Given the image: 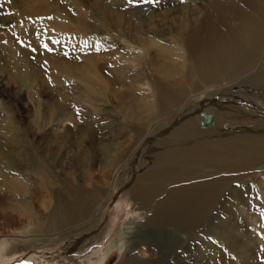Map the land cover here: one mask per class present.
<instances>
[{
  "label": "bare ground",
  "instance_id": "obj_1",
  "mask_svg": "<svg viewBox=\"0 0 264 264\" xmlns=\"http://www.w3.org/2000/svg\"><path fill=\"white\" fill-rule=\"evenodd\" d=\"M94 1L92 2L94 3ZM65 2L66 7L69 6L68 8L71 9L70 12H67L66 8L61 9L58 4L48 0H1L0 4L13 11L14 15L19 13L23 18L44 17L51 14L53 18L51 22H49V18V20L45 19L47 21L45 27L55 28L57 35H60L61 31L84 33L85 39L91 42H105L108 45L106 48L107 53H122V58L126 64L124 65V61H122L118 66V68L121 67L119 73L120 78L123 80L121 82L129 83L126 86L131 89L130 91L141 96L139 106L134 107L133 102L131 103L134 105H129L127 102L130 101L123 98L124 96L127 97V94L120 97L121 88L118 87L121 91L118 88V91L114 89L111 82L103 75V70L97 65L94 56L82 58L83 63L81 64L77 61L78 64L67 61L60 55L49 54V52V55L40 54L39 58L46 65H49L51 76L75 79L77 83L79 81L82 91L81 97L85 104V113H83L87 115L89 120L94 119L96 114L101 116H98L101 122L105 121L108 115L115 117L117 126L113 127V131H111L114 140L109 143V145L111 144L110 149L107 148L112 161H109L111 162L110 167L113 168L120 152L125 149V142L120 143L118 139L127 135L133 138L132 141L135 140L138 134L134 133L133 127H139V125H143L144 148H147V150L145 149L146 153L143 152V155H141L145 158L144 163L146 164L143 167L134 164L124 171L117 169L113 174V178L110 177L112 180L105 179L103 185H101L103 187H101L92 180L94 177H92L91 169L95 161L87 159V152L89 151L82 145L81 151L83 149V153H79L77 159L75 158L77 154H71L75 159L68 152L64 154V158L71 160V165L74 162H87L86 172L85 175L82 174L84 176L82 179H78L77 175H74L75 171L71 166L66 167V170L58 168L57 171V169L44 166L42 164L44 162L40 161L36 163V167L31 166L34 171H23L21 166H24L29 156L24 152L23 146L26 144L20 146L19 144L25 143L28 139L25 140L23 133H20L22 126L18 123L20 120L18 121L17 118L18 122L10 123L7 126V129H9L3 132L7 137L4 139L7 145L4 147L5 142H0V211L2 212L8 207L6 209H10L16 217L21 218L24 225L20 229H12L9 234L5 235L0 249L6 250L7 255L19 252V248L28 250L58 246L59 250H67L71 247L81 249L110 232L113 223H111V217H105L106 219H103V217L106 213L107 203L111 199L115 200V196H117L127 199L131 203L130 216H127L126 221L120 225L106 248L95 257L86 256L88 258L84 259L82 264H102L106 256L108 257L114 249L121 253L117 264H158L162 257L161 245L158 244L157 248L154 243L153 226H167L170 229L168 234L171 236L176 235V233L189 235L192 228L198 222H201L204 216L222 198L221 196V198H218L220 190L223 189L222 186L230 182L234 175L240 173L243 175L251 168L254 171L256 165L264 160V139L258 135L255 136L254 133L247 134L243 132L248 129L250 124L259 121L257 118H260L253 115L251 112L253 108L246 107L247 102H250V100H245L244 97L239 96V92V97L232 95L229 98L221 94V96L211 94L213 90L219 92V89L225 87L226 84H229L228 87H234L235 82L239 79H248L251 84L253 83L251 86L246 82H242L243 86H248L249 90L255 86L257 88L258 86L259 88L264 86V0H192L191 2L195 7L176 11V14L179 15L178 18L168 20L166 18L168 17L167 14L164 15L166 12H164V16L159 14L158 19L155 17L150 18L149 25L141 26L142 30L146 27H154L156 24L157 27L162 29L166 28L165 25H169V32L171 30L172 33H158V35H149L148 37L138 31V33L132 34L131 30L129 33L126 26L124 29V25L128 27L130 24H124L123 18L125 15L123 17L120 15L121 13H118V16L113 10L108 11L102 7H98V10L96 9L97 11L94 12L92 6L82 0H66ZM2 5L0 6L2 7ZM94 6H96L95 3ZM93 12L96 16L93 15ZM89 17H97L96 20H98L100 27L95 31L90 30L86 25V20ZM174 19L176 21L173 22L174 25H171ZM84 28L87 29V33ZM35 30L38 31V29ZM39 31L43 33L47 30L42 28ZM149 31L151 30H146L147 33H150ZM167 36L170 39H167ZM14 44L6 45L3 54L5 55L3 56V65L12 73L8 75V79L15 80V82L16 79L28 80L31 76L30 80L35 79L33 75L36 71L33 72L30 67L32 65L30 55L23 48L20 49V45L16 48ZM61 45L63 43L61 44L60 41L56 44L57 47ZM118 59L120 60V58ZM0 60L2 59L0 58ZM1 64L0 66H3ZM128 65H133L136 68L129 73L122 68ZM262 91H264V88ZM136 93L128 97L133 99L132 97ZM259 94L258 96H261ZM228 95L231 96V94ZM241 95L245 94L242 93ZM35 96L37 97V95ZM138 96L136 94L134 99ZM32 98L30 97V99ZM24 100L29 102V96L26 95L24 99L20 98L19 101ZM189 101H195L194 104L201 103L194 108L190 106L191 109L184 115L180 116L181 113L178 111L177 116H180L178 119L177 116L172 115V118L174 116L177 120L171 125L157 130L149 129L148 121L151 122L150 119L156 116L161 118L162 114L168 112L170 114L171 111L175 112ZM36 102H38L37 99ZM251 104L253 105V102ZM203 114H209L212 117V125L201 126ZM104 117L106 118L103 119ZM58 118L57 121L55 120L56 122H50L47 125H45L46 122L42 123L43 121H33L35 124L33 123L32 127L30 125L34 129L30 134L31 143L38 140L40 132L44 131L43 129L48 128L49 132L66 133L78 127L74 114L60 115ZM181 120L186 124L179 125L178 122ZM260 120L264 122V119L261 118ZM37 121L42 123L40 125L46 127L41 128L42 126H39ZM80 128L82 129L78 132V136L80 134L84 135L86 132L84 130L86 127ZM249 128L251 129V127ZM251 130H253V127ZM53 135V139L51 138L53 142L61 145L59 143L64 137H59L58 134L55 137ZM140 137L142 136L140 135ZM143 141L140 143H143ZM135 142L139 144L138 138ZM129 143L130 141L127 140L128 145ZM87 146L92 148L94 145L86 144ZM69 148L72 149V147ZM47 149L49 148L47 147ZM54 149L57 153L58 148L55 147ZM50 152L52 151L50 150L47 153ZM261 164L259 165L261 166ZM261 167L263 168V166ZM24 169L26 170V168ZM108 172L111 173L112 170ZM256 172H259V170L256 169ZM119 174L124 176V179L121 176L122 181L119 180L121 179ZM104 176H102L103 179ZM110 176H112V173ZM2 193H4V197H2ZM114 193L116 195H113ZM231 196L233 197V195ZM34 201H37L41 206L40 210L34 207ZM80 220H83V222H79ZM86 223H88V227L82 229L81 226ZM92 224H94V227ZM43 227L58 229L59 233L67 234L49 232L44 235L40 230ZM142 228L147 229L143 230ZM211 232L220 239L222 244L225 241L227 244H224L229 247L233 246V239L238 237L237 230L234 228L227 229L225 233H222V228L216 227ZM76 234L78 235L76 236ZM245 235H248L246 231L242 235L243 238L239 239V248L241 249V246L246 244L245 240L247 238ZM219 248L220 246L216 250L222 251ZM245 251L247 250H243V252ZM216 259L217 257L211 256L203 264H215V262L216 264L218 262L223 264L225 261L223 257H220L218 262ZM80 262L76 263V260L73 259L68 261L69 264H80Z\"/></svg>",
  "mask_w": 264,
  "mask_h": 264
},
{
  "label": "rangeland",
  "instance_id": "obj_2",
  "mask_svg": "<svg viewBox=\"0 0 264 264\" xmlns=\"http://www.w3.org/2000/svg\"><path fill=\"white\" fill-rule=\"evenodd\" d=\"M48 1H53L54 3L58 4L61 7V9L66 8L67 12H70V10H71L68 8L69 6L66 7L67 6L66 2H65L66 0H48ZM82 1L85 3L88 2V4L92 6V9H93L92 11H94V12L98 10V7L99 8L102 7L108 11L113 10L114 12L117 13L116 15H118V13H121L120 15L123 17L125 15V17L123 18L124 24H130V26L127 27V25H124V29L126 26L127 31L129 33L131 32V30H132V32H131L132 34H135L138 31V32H141L142 35L146 34L147 37L149 35L150 36L158 35V33H164V34H171L172 33L171 30L169 32V28H170L169 25L167 26L165 24H163V25H165L166 28L169 27L168 29H166L165 27L163 29L159 28V27H157L158 25L156 24V25H154V27L150 26L151 28L146 27L145 29L142 30L141 26L149 25L148 22L151 21L150 18L155 17L158 19L159 14H162V16H164V15L166 16V14H167L168 17H166V18L168 20H172L173 18L179 17V15L176 14L177 13L176 11H179L182 9L187 10V8L193 9L195 7L193 5V3L191 2L192 0H185V1L184 0H132V2H130V3H129V0H95L94 3L96 6H94V3L92 2L93 0H82ZM0 2H1V0H0ZM0 5H2V4H0ZM4 7H5L4 5H2V7L0 6V58L2 59V60H0V64L2 63L1 65H3V58H4L3 56H5L3 54L5 51V46L10 44V43H15L14 46L16 48H18L17 46L20 45V49L23 48L26 51V53L30 55V57L32 59V63H31L32 65H30V67L33 69V72L36 71V73L34 74L35 76L33 75V77H35V79L30 80V78L32 77L31 76L28 79L29 81L27 79H25V80L24 79H22V80L16 79V82H15V80L8 79V75L9 74L11 75L12 73H10L8 71L7 67H5V65L0 66V81L2 83V84L0 83V85H1L0 86V132H1L0 133V142L1 143L5 142L4 139L7 138L6 135L3 133L6 131L7 126L12 122H13L12 124H14V123H16L17 120L18 121L20 120L19 122L17 121L22 126V130L20 133H23L25 140L26 139H28V140L25 141V143L24 142L20 143L19 146L21 144H23V145L26 144L25 146H23L24 152L27 154V156H29L27 158L28 160L25 162L24 166H21L23 168H21V167L20 168L23 171H27V170L34 171V169L32 167H36V163H38V161L44 162V163H42L44 166L49 167V168H53L55 170L57 169V171H58V168L66 170V167L68 168L71 166V168L73 167L72 169L75 171L74 175L75 176L77 175L76 177L78 179H82L84 177L83 175H85V172H86L85 168H86L87 162H84V161H82L83 163L82 162L81 163L80 162H74V164L71 165L72 164V163H70L71 160H69L66 157L64 158L65 152L66 153L68 152L70 155L71 154L72 155L77 154L75 156V158L78 157L79 153L80 154L83 153V149L81 151L82 145L85 146V148H87V151H89V152H87L88 153L87 159H89V160L93 159L95 161V163L91 169L92 177H94V178H92V180L95 182V184L98 183V185H100V186L103 185L105 179H108V181H111L112 179L110 177L113 178V174H115L117 169H119L120 171L128 170L130 168V166H133L134 164L136 166L143 167L146 163H144L145 158L142 155H143V152L146 153V150H147V148H144L143 125H139V127H133L134 133L138 134V135H136V134L135 135L138 138L139 144H137V142H135V140L137 138H135V140L132 141L133 138H131L127 135H125L126 138H124L125 137L124 136L121 139L120 138L118 139V142H120V143L125 142V144H124L125 149L120 152L119 157L116 159V161L113 164V168L110 167L112 161L110 159V153H109L108 149H110V147H111L110 146L111 144L109 145V143H111V141L114 140V135L111 134V131H113V127L117 126L116 121H115V117L113 118L111 115L110 116L108 115L107 119L105 121L101 122V120L99 118L101 116L99 114L98 115L96 114L94 119L89 120L87 115L84 114L85 113L84 112L85 104H84V101L81 97L82 91H81V84L79 83V81H78V83H79L78 84L77 80L75 81V79L71 80L68 78H64L62 76H55L53 74H52L53 76H51V72H50V69L48 67L49 65H46L39 58L40 54L49 55V54L55 53V54L60 55L63 59H65L67 61H72V62L77 61L79 64H81V63H83L82 58H86L87 56H94L95 57L94 59H95L97 65L103 70V75L105 76V78L107 80H109L111 82L114 89L117 90L118 87L121 88L122 91L118 88L121 91L120 92L121 94L118 93V94H120V97H121V95L124 96L126 94L128 96H132V94H134L136 92L130 91L131 89H129L126 86L129 83L125 84V83L121 82L123 80L120 78V74H119L120 68H121V67L118 68V66H120L119 63H122V61H124V59L122 58L123 57L122 53H120V54H116V53L109 54V53H107L106 48L108 45L105 44V42H101V41L100 42L99 41L98 42H91L88 39H85L84 33L79 34V32L77 33L74 31H63V32L61 31L60 35H57L55 33V28L52 27L53 28V30H52L51 26L50 27L46 26L47 28L45 27V24L47 22V21H45V19H48L49 17H51V18H49L50 20L48 19L49 22H51V20L53 18L51 14L44 16V17L38 16V17H34V18H29V17L23 18L19 15V13H18V15H14L13 11H11L10 9H8L6 7L4 8ZM94 12H93V15L96 16V14ZM114 12H112V13H114ZM164 12H166V13L164 14ZM150 15H152V16H150ZM96 18L97 17H89L86 20V22H87L86 25L92 31H95L97 28L100 27L98 25V20H96ZM112 21H113V18H112ZM174 21H176V19H174L172 21L171 25H174V23H173ZM153 22H154V19H153ZM41 27L45 28V30H47V31L41 33V31H39L40 29H42ZM154 28L156 31L154 30ZM35 29H38V31ZM172 29H173V26H172ZM146 30H151V31H149L150 33H147ZM85 31H86V33L88 32L87 29H85ZM25 35H26V37H25ZM25 39L27 42L25 41ZM167 39H170V38L168 37ZM58 41H60L61 44L63 43V45L57 47L56 44L58 43ZM92 44H93V46H95V45L96 46L93 47ZM102 44H103V46H102ZM43 45H47V49ZM34 48H35V50H34ZM36 48H38V49L36 50ZM13 49H15V48H13ZM48 52H49V54H48ZM118 58H120V60ZM4 60H6V59H4ZM125 64L126 63L124 61V65ZM122 68L130 73L136 67L133 65L132 66L128 65V66H124ZM115 69H117V70H115ZM7 71H8V73H7ZM115 72H116V74H114ZM38 73H40V74H38ZM13 76H14V73H13ZM37 76L40 79H38ZM57 77H59V78L57 79ZM33 80H35V81L37 80V81L33 82ZM12 81H13V83H12ZM19 82H20V84H19ZM242 82H246L247 84H249L251 86L253 84V83L251 84L248 79H246V80L245 79L244 80L239 79L235 82L234 87L233 86L228 87L229 84H226L225 87H222L221 89H219V92H218V90H217V92L213 90V91H211V94L213 93L212 95H214V96H219L221 94L227 98L232 97V95L234 97L241 96L242 98L244 97L245 100H250V102H247L249 105L247 104L246 107L253 108L251 112L253 113L254 116L260 117V118H257L260 122L256 121L255 123L250 124L249 127H251V129L253 127V130H251L248 127V129H249V130L247 129L248 132H247V130H245L246 132L245 131H243V132L247 133V134L254 133L255 136L258 135V136L262 137V139H264V122H261V120H260L261 118L264 119V101H262V100H264V94H263L264 91H262L264 86L260 87V88H259V86H258V88L255 86V87L250 88V90H249L248 86L244 87ZM55 84H58V85H55ZM60 85H61V87H60ZM124 86H126L128 90ZM123 88H125V89H123ZM242 88H244V89H242ZM253 88H255V89L253 90ZM126 90H127V92H126ZM246 90H247V92H246ZM248 90L251 92L249 93ZM257 90H260L262 93L260 91H257ZM128 91H129L130 95H129ZM238 92L240 93V95ZM241 92L243 94H245L246 96L241 95L242 94ZM255 92L257 93V95ZM58 93H60V94H58ZM21 94H22V96H21ZM136 94L138 96V93H136ZM136 94L132 97L133 99H131L128 96L127 97L124 96L123 98H126L125 99L126 101H130V102H127V103H129V105L135 104L134 107L139 106V103L141 101V96H138L140 98L137 97L136 99H134V97H136ZM228 94H231V96H229ZM247 94H248V96H251L250 97L251 99L247 96ZM258 94L261 96H258ZM26 95L29 96V100H30L29 102H27L26 100H24L22 102L19 101L20 98L24 99V97H26ZM35 95H37V97ZM255 96L257 97V99ZM30 97L31 98L33 97V98L30 99ZM258 97H259V99H258ZM36 99L38 100L39 103L36 102ZM191 100H193V99H191ZM131 102H133L134 104ZM251 102H253V105L251 104ZM194 103H195V101H189L187 104H184L182 107H180L179 108L180 110L179 109L175 110V112L171 111L170 114H169V112L162 114L161 118H160V116H156L153 119H150L151 122L148 121V125L150 127L149 129H156L157 130L161 127L171 125L181 115H184V113L188 112L189 109H191V107H193V108L197 107V105L200 104L201 102H197L196 104H194ZM254 103H255V106H254ZM25 105H27V106H25ZM6 111L8 112V114H6L7 113ZM35 111H37V112L35 113ZM178 111L181 114H179ZM16 112H17V114H16ZM68 114L69 115L74 114V117H75L77 125H78L77 128L71 129L73 131V133L71 130L66 132V133L59 132L60 134L57 133L58 131L56 133H55V131H52L53 132L52 133V132L48 131V128H46V129H43L44 131L40 132V135L38 137L39 141L37 140V141H35V142L33 141V143H31L30 134L34 130L31 127L35 124L33 121H35V122H36V120H38L40 122L43 121L42 123L46 122L45 125H47L50 122L54 123V121L56 119H59L58 116L59 117H60V115L65 116ZM178 114L180 116H177ZM172 115H174L175 117L177 116L176 117L177 119L174 116L172 118ZM36 116H38V117H36ZM169 117H171V118H169ZM105 118L106 117H104L103 119H105ZM30 121H31V123H30ZM38 121H37V123H38ZM181 121L178 122L179 125L182 123H183L182 125L186 124V123H184L183 120H181ZM40 122L38 124H39V126H42V125H40V124H42ZM149 123H151V124H149ZM30 125H31V127H30ZM257 125H258V127H257ZM259 125H261V126H259ZM45 127L46 126H42L41 128H45ZM80 127H86L84 130H86V132L87 133L89 132V133L87 134L85 132L84 135L80 134L78 136V132L80 131V129H82ZM255 130H256V132H255ZM76 131H77V133H76ZM52 134H54L53 135L54 137L58 136V135H59V137H64L63 140H61L59 143L61 145H58L57 143L53 142ZM140 135L142 137H140ZM88 137H89V139H88ZM80 139L83 141H81ZM127 140L130 141L129 145L127 144ZM29 141H30V143H29ZM142 141H143V143H140ZM26 142H28V143H26ZM6 143L7 142L4 143V147L7 145ZM86 144H93L94 146L92 148H88V146L86 147ZM99 144H101V145H99ZM135 144H137V145H135ZM27 145H29V146H27ZM47 147L49 149H47ZM55 147L58 148L59 151L57 150V153H59V154H57L55 152V149H54ZM69 147H72V149ZM132 147H133V149H132ZM89 149H91V150H89ZM106 149H107V151H106ZM41 150H46V151L43 152ZM50 150L52 152H50L51 154L49 153L50 154L49 155L47 152H49ZM135 150H137V151H135ZM35 151H37V152H35ZM73 151H74V153H73ZM37 153H39V154H37ZM53 153H55V154H53ZM60 153H62V154H60ZM41 154H43V155H41ZM100 154H101V156H100ZM72 155H71V157H73ZM41 156H43V157H41ZM119 158H120V161H119ZM66 159H68V160H66ZM70 159H72V158H70ZM141 159H143V160H141ZM49 160H50V162H49ZM107 161H108V163H107ZM109 161H111V162H109ZM105 162H106V165H108V166L105 165ZM26 163H27V165H26ZM81 164H83V165H81ZM259 164H261V166H263V168ZM40 165H41V163H40ZM44 166H42V167H44ZM147 166L149 167V165H147ZM24 168H26V170ZM27 168H29V169H27ZM260 168H262V169H260ZM256 169L259 170V172H256ZM105 170H106V172H105ZM110 170H112V172H111L112 176H110L111 173L108 172ZM129 171H131V170H129ZM82 172H84V173H82ZM248 172H250V173H248ZM246 173L243 175L241 173L239 175H234L232 177L233 179H231L230 182L227 183L228 185L225 184L224 186H222L223 189L220 190V193L218 196V198H221V197L222 198L219 199L217 202V205L215 204V206L205 215L207 218L204 216V219L201 220V222L197 221L199 223V225H197L198 223L196 222L197 224L192 228L193 231L191 230L192 232L190 231L189 235H187V234L183 235L181 233H179V234L176 233V235L173 234L171 236L168 234V231L170 229L167 226H164V225H158L157 227L153 226L152 233L154 232V234H152V236L154 237V235H155V237H154L155 242L154 243L157 245V248H158V244L161 245L160 250H161L162 257L158 261L159 262L158 264H203V262L206 261L211 256L217 257V259H218V260L216 259L217 262L219 261L220 257H223L225 259V261H224L225 263L223 262V264H264V206H263L264 205V193H263L264 192V180H263L264 179V176H263V174H264V160L256 165V167L254 168V171L251 168ZM68 175H69V173H68ZM99 175H101L100 178H99ZM258 175H259V177H258ZM102 176H104V179L102 178ZM121 176H123V175L119 174L120 178H121ZM122 178L124 179V176ZM122 178L119 180L122 181ZM121 181H119V183H121ZM233 181H234V183H233ZM101 187H103V186H101ZM231 187H232V189H231ZM224 188H226V189H224ZM114 192H116V191H114ZM113 195H116V193H114ZM231 195H233V197ZM2 197H4V193H2ZM115 197H116L115 200L111 199V201H109V203H107V205H106L107 208H105L106 213L103 217V219H106L107 217H111L110 218L111 223L113 222L112 228L110 229V232L108 234H104L99 240H96V241L92 242L91 244L84 246L81 249H76L74 247H71L67 250L66 249H60L59 250L58 246L41 247L39 249L32 248V249H28V250L23 249V248H19V252L15 253V254H11V255H7L6 250L0 249V251H1L0 252V264H50V263L51 264H69L68 261H70L72 259L76 260V263L80 262L82 260L80 262V264H82L84 262V259H87L89 256L95 257V255H97L98 253H101L106 248V246L109 243V240L115 236L120 225L124 221H126L127 216H130L129 209H130L131 203H129V201L127 199L125 200L124 198H121V197H117V196H115ZM223 199H225V200H223ZM239 203H240V205H239ZM34 207L38 210H40V208H41V206L37 203V201H34ZM6 208H8V207H6ZM6 208L2 212L0 211V233H1L0 234V248L2 247L1 244L4 242L3 237L5 235L9 234L12 229H14V230L20 229L24 225L23 220H21V218L16 217V215L14 213H12L10 209L7 210ZM224 209H226V211H224ZM112 214H114V215H112ZM79 222H83V220H80ZM87 224L88 223L83 224L81 226V228L86 229L88 227ZM217 225H219V226H217ZM92 226L94 227V224H92ZM216 227L217 228L221 227L222 233H225V231L227 229H230V228H234L235 230H237L236 234L238 237H235V239H233L234 243H233L232 247H229L228 245H226L227 243L225 241L222 244V242H220V239H218L216 237V235H214L211 232V230L213 228H216ZM146 229L147 228H144L143 230H146ZM40 230H42L41 233L44 235L48 234L49 232H52L55 234H63V235L67 234V233H59L58 229L54 230V229L47 228V227H43ZM245 231L248 233V235H245L247 240H245L246 244H244V246H241L242 247V249H241V248H239V246H240L239 239L243 238L242 235ZM83 232H82V234H84ZM193 232H194V234H193ZM77 235L78 234H76V236ZM180 237L181 238L183 237V238L181 239ZM185 239H186V241H185ZM237 239H238V241H237ZM67 240H69V239H67ZM215 240H216V242H215ZM224 243H226V244H224ZM253 243H255V244H253ZM209 244H212V245H209ZM219 246H220L219 249H222V251L216 250V248ZM245 249L247 251L243 252V250H245ZM230 250H231V252H230ZM243 254H245V255L243 256ZM120 255H121V253L114 249L111 251V253L108 255V257L106 256V258L102 264H117L119 259H120ZM86 256H88V257H86ZM60 259H62V260L60 261ZM215 264H216V262H215ZM218 264H219V262H218Z\"/></svg>",
  "mask_w": 264,
  "mask_h": 264
},
{
  "label": "water",
  "instance_id": "obj_3",
  "mask_svg": "<svg viewBox=\"0 0 264 264\" xmlns=\"http://www.w3.org/2000/svg\"><path fill=\"white\" fill-rule=\"evenodd\" d=\"M212 117L209 114H203V119L201 121V126H207V125H212Z\"/></svg>",
  "mask_w": 264,
  "mask_h": 264
},
{
  "label": "snow or ice",
  "instance_id": "obj_4",
  "mask_svg": "<svg viewBox=\"0 0 264 264\" xmlns=\"http://www.w3.org/2000/svg\"><path fill=\"white\" fill-rule=\"evenodd\" d=\"M129 2H132V0H129ZM49 18H51V17H49ZM46 49H47V45H43Z\"/></svg>",
  "mask_w": 264,
  "mask_h": 264
}]
</instances>
